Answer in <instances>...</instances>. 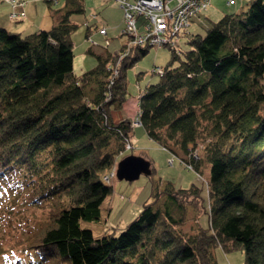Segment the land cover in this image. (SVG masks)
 Returning <instances> with one entry per match:
<instances>
[{"label": "trees", "instance_id": "trees-1", "mask_svg": "<svg viewBox=\"0 0 264 264\" xmlns=\"http://www.w3.org/2000/svg\"><path fill=\"white\" fill-rule=\"evenodd\" d=\"M45 1L51 27L22 34L0 24V181L46 211L3 263L217 264L221 246L240 249L243 264H264V0H247L203 33H185L184 46L170 44L168 61L153 67L161 68L158 80L137 97L150 139L199 175L208 166L207 226L176 230L185 197L199 196V186L166 181L157 192L154 180L152 201L118 234L100 237L79 221L97 219L112 190L102 177L132 128L130 119L113 120L111 107L126 99L127 69L150 45L120 58V49L88 48L96 63L75 74L71 34L80 24L70 16L84 13V0L56 9Z\"/></svg>", "mask_w": 264, "mask_h": 264}, {"label": "rangeland", "instance_id": "rangeland-1", "mask_svg": "<svg viewBox=\"0 0 264 264\" xmlns=\"http://www.w3.org/2000/svg\"><path fill=\"white\" fill-rule=\"evenodd\" d=\"M19 1L23 2L22 4ZM132 1V0H130ZM166 1V0H165ZM206 1V0H205ZM247 0H207L206 4L189 19L188 26L180 31L179 41L185 39V33H203L211 26L212 22L218 20L224 13L241 10L245 7ZM64 0H54L52 8L56 9L63 5ZM175 0H170L168 5L173 7ZM84 13H73L70 19L80 25L71 34L73 43V72L79 74L84 70L92 68L96 63L93 54L86 50L90 48L93 52L103 53L109 51L116 53L119 49L121 56H126L136 47L144 46L139 40L129 35L122 25L124 11L114 0H84ZM15 11V12H11ZM14 15H11V14ZM9 14V15H8ZM10 18V19H9ZM143 15L137 14L136 28L141 30ZM12 19V20H11ZM49 8L45 0H0V24L9 30L18 31L22 34L30 33L38 29H47L53 24ZM85 22V23H84ZM88 27V29H86ZM105 28V33L100 32ZM143 31V29H142ZM184 46V44H182ZM123 49V50H122ZM169 46H149L146 54L127 69L126 72V99L118 108L111 107L112 119L115 121L130 119L131 132L125 141L123 151L117 154L110 168L106 171L107 181L111 184V192L104 198L100 205V214L97 219L79 221L81 227L90 228L96 237L107 234H118L126 227L140 211L143 202H150L154 198L151 194L152 182H159L156 191L165 187V182L170 181L176 187L187 188L192 183L200 187L199 196L185 197L186 215L181 226L176 227L182 234H191L199 227L208 224V197H207V173L208 166L203 165V173L198 174L189 161L183 164L176 154L161 147L156 141L150 139L141 125H134L137 114L138 94L149 84L156 82L159 78L157 72H151L156 65L163 66L170 58ZM157 67H155L156 69ZM138 73L140 75H138ZM264 86V81H263ZM138 118V117H137ZM139 119V118H138ZM129 141V142H128ZM128 147L126 146V143ZM196 152L200 153L202 143L195 144ZM140 156L151 163V174L140 173L136 179L131 181L118 178L116 175L117 163L123 155ZM193 155V152L191 154ZM127 156V155H126ZM10 178V177H9ZM0 264L7 257L17 239H25L35 232L36 227L46 211L33 205L26 204L21 194H16L12 189V182L4 178L0 182ZM16 194V196H15ZM159 196V194H158ZM159 205L166 200L165 197H156ZM182 202V201H181ZM174 216L180 215V210L174 204L170 206ZM231 246V245H230ZM217 264H243L244 254L240 249L225 251L221 246L214 249Z\"/></svg>", "mask_w": 264, "mask_h": 264}, {"label": "built area", "instance_id": "built-area-1", "mask_svg": "<svg viewBox=\"0 0 264 264\" xmlns=\"http://www.w3.org/2000/svg\"><path fill=\"white\" fill-rule=\"evenodd\" d=\"M9 1V0H6ZM120 4L124 14L122 16L124 30L129 35H133L135 41L140 43L160 46L166 42H172V37L180 34L179 32L188 26L189 19L198 12L205 4V0H175L173 7L168 5L170 0H115ZM20 4L23 2L19 1ZM137 14L143 15L141 30L136 28ZM11 15H14L13 13ZM164 17H167V23L160 22ZM143 29V31H142ZM102 34L105 33L104 28H100ZM176 40V39H175ZM173 43V42H172ZM121 56V54H120ZM153 72L160 73L161 68H153ZM138 116H136L137 118ZM134 125H139L136 121ZM129 142V141H128ZM126 143L128 147L129 143ZM109 173H105L104 180L107 181Z\"/></svg>", "mask_w": 264, "mask_h": 264}, {"label": "water", "instance_id": "water-1", "mask_svg": "<svg viewBox=\"0 0 264 264\" xmlns=\"http://www.w3.org/2000/svg\"><path fill=\"white\" fill-rule=\"evenodd\" d=\"M163 4V0H162ZM149 162L140 156L127 155L117 163L116 175L126 180L136 179L140 173L150 174Z\"/></svg>", "mask_w": 264, "mask_h": 264}, {"label": "bare ground", "instance_id": "bare-ground-1", "mask_svg": "<svg viewBox=\"0 0 264 264\" xmlns=\"http://www.w3.org/2000/svg\"><path fill=\"white\" fill-rule=\"evenodd\" d=\"M115 1V0H114ZM116 2V1H115ZM117 4H118V6L120 7V4L118 3V2H116ZM121 8V7H120ZM11 12H15V11H11ZM9 15V14H8ZM165 18H167V17H164V18H162L161 20H160V22H164L165 24L167 23V19H165ZM10 19V18H9ZM12 20V19H11ZM143 20H144V18H143ZM121 22H123V18H122V20H121ZM123 25V24H122ZM105 29V28H104ZM106 32V31H105ZM184 33H181V34H179V35H183ZM178 35V36H179ZM176 39V40H175ZM179 41V38L177 37L176 38V36H173L172 37V42L174 43V44H177V42ZM172 42H166V43H163V44H161L160 46H157V47H161V46H169L170 44H172ZM150 46H155V45H150ZM135 121H138L139 122V125H141L140 124V121H139V119L138 118H135L134 119ZM180 161L183 163V164H185L186 162L184 161V160H182V159H180Z\"/></svg>", "mask_w": 264, "mask_h": 264}]
</instances>
